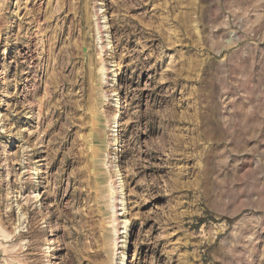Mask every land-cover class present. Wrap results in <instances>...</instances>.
<instances>
[{
	"label": "rangeland",
	"instance_id": "1",
	"mask_svg": "<svg viewBox=\"0 0 264 264\" xmlns=\"http://www.w3.org/2000/svg\"><path fill=\"white\" fill-rule=\"evenodd\" d=\"M0 97V264H264V0H0Z\"/></svg>",
	"mask_w": 264,
	"mask_h": 264
},
{
	"label": "bare ground",
	"instance_id": "2",
	"mask_svg": "<svg viewBox=\"0 0 264 264\" xmlns=\"http://www.w3.org/2000/svg\"><path fill=\"white\" fill-rule=\"evenodd\" d=\"M103 71H104V68H103ZM114 82H117V81L115 80ZM1 104H2V98L0 97V105H1ZM10 135H11V133H8V134H7V137H10ZM122 178H123V177H122V173H120V174H119V178H118V180L121 181ZM40 185H41V184H38V185L35 187V189L38 188V187H40ZM114 193H115V192H114ZM113 207H114V205H113ZM114 211H115V210H114ZM58 264H59V263H58Z\"/></svg>",
	"mask_w": 264,
	"mask_h": 264
}]
</instances>
